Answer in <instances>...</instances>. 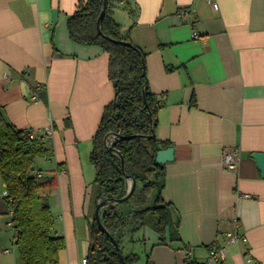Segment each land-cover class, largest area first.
I'll use <instances>...</instances> for the list:
<instances>
[{"label":"crops","instance_id":"crops-1","mask_svg":"<svg viewBox=\"0 0 264 264\" xmlns=\"http://www.w3.org/2000/svg\"><path fill=\"white\" fill-rule=\"evenodd\" d=\"M212 1L216 9L206 0H120L112 10L122 34L145 53L155 138L173 148L161 197L176 230L163 244L148 227L132 233L145 264H183L186 247L200 262L224 246L235 222L246 241L226 246L223 264H264V178L250 157L264 153V0ZM77 6L0 0V108L49 150L36 167L56 179L49 205L53 233L66 243L59 264H83L88 253L89 223L103 198L89 159L92 138L114 98L108 54L69 37ZM180 8L190 13L180 18ZM224 149L236 152L235 170L223 167Z\"/></svg>","mask_w":264,"mask_h":264},{"label":"trees","instance_id":"trees-1","mask_svg":"<svg viewBox=\"0 0 264 264\" xmlns=\"http://www.w3.org/2000/svg\"><path fill=\"white\" fill-rule=\"evenodd\" d=\"M119 2L78 0L76 11L67 20V31L74 43L98 46L109 57L108 76L114 98L104 107L89 159L101 201L123 198L128 178L135 180V189L128 199L134 198L144 208L133 213L130 230L134 233L148 227L163 244L176 226L170 206L161 197L164 165L156 163L155 157L158 150L169 148V144L158 141L155 135L151 137L157 124V101L147 84L145 53L122 34L113 19L112 10ZM48 153L42 137L30 139L28 132L17 130L4 118L0 108V180L6 192L2 202L21 264H59V254L66 247L64 238L53 233L49 199L56 179L39 177L35 166V160ZM114 205L105 207L100 214L108 235L99 229L94 215L89 223L85 264H136L139 260L134 253L122 252L116 236L129 222ZM110 238L116 242L123 263Z\"/></svg>","mask_w":264,"mask_h":264},{"label":"rangeland","instance_id":"rangeland-1","mask_svg":"<svg viewBox=\"0 0 264 264\" xmlns=\"http://www.w3.org/2000/svg\"><path fill=\"white\" fill-rule=\"evenodd\" d=\"M38 164V158L35 161V166ZM2 191L1 180H0V193ZM154 194L150 198L148 202L149 205L152 203L154 199ZM116 211L123 215L129 222L116 236L118 242L120 243V247L122 248V252L126 254L127 252H135L140 258V261L137 264H145V258L142 252L140 251V246L134 243H130V237L134 238L137 235H133L130 227L132 224L131 217L134 212L143 209V206L137 205L134 198L127 199L124 202L117 203L114 205ZM96 208V206H95ZM94 208V213H95ZM10 222V218L8 215L0 213V264H21L18 252L13 244V228L8 225ZM8 251L5 253V251Z\"/></svg>","mask_w":264,"mask_h":264},{"label":"built area","instance_id":"built-area-1","mask_svg":"<svg viewBox=\"0 0 264 264\" xmlns=\"http://www.w3.org/2000/svg\"><path fill=\"white\" fill-rule=\"evenodd\" d=\"M208 3H212V0H206ZM214 8H217V4H213ZM190 13V10L187 8H180L178 11V17L184 18ZM192 38L198 39L199 35L197 33L192 34ZM35 99V98H34ZM45 138H50L52 135V127L48 126L44 130ZM36 136L34 132H29V138L32 139ZM237 154L234 150L224 149L222 151V163L223 167L227 168V170H235L237 167ZM41 177V174H38ZM6 195L4 191L3 196ZM245 198H249V196H244ZM237 222L234 223V229L230 232H227L224 235V246L221 247H213L208 250L207 255L205 256L204 260L197 262L193 259L192 249L190 247H186L184 249V257H183V264H223L226 259V250L225 247L232 244H237L238 242H245L246 239L243 236H240L237 232ZM8 251L6 250L5 253ZM248 263L251 262L250 258L246 260ZM82 263H86V259L82 260Z\"/></svg>","mask_w":264,"mask_h":264},{"label":"water","instance_id":"water-1","mask_svg":"<svg viewBox=\"0 0 264 264\" xmlns=\"http://www.w3.org/2000/svg\"><path fill=\"white\" fill-rule=\"evenodd\" d=\"M102 15H103V12L101 13V16ZM98 25H99V22H98ZM98 28H99V26H98ZM154 135L155 134L153 133L151 135V137H153ZM250 157L254 160L256 166L260 170V173H261L262 178H264V153H252ZM172 160H173V148L169 147V148H166V149H162V150H158L157 151L156 157H155L156 163L165 165L167 162H170ZM121 165H122V168H123V163ZM135 186H136L135 180L132 179V178H128L127 194L123 198L118 199V200L105 199V200L99 202L96 205L95 213H94V219H95V221H96L99 229L102 232H104L105 234H107V232L105 231V229L103 228V226H102V224L100 222V210L102 208H104V207H107V206L111 205V204H117V203H121V202L126 201L130 197V195L133 193V191L135 189ZM110 240H111V243L113 244V246L118 251V255H119L120 261L123 263L122 256L119 253V248H118L116 242L114 241L113 238H110Z\"/></svg>","mask_w":264,"mask_h":264}]
</instances>
